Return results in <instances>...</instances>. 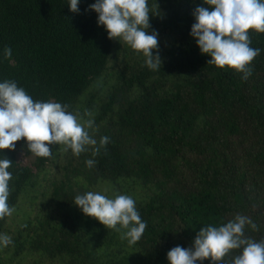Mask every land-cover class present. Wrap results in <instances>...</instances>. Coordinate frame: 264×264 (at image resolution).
Returning <instances> with one entry per match:
<instances>
[{
	"label": "trees",
	"instance_id": "16d2710c",
	"mask_svg": "<svg viewBox=\"0 0 264 264\" xmlns=\"http://www.w3.org/2000/svg\"><path fill=\"white\" fill-rule=\"evenodd\" d=\"M93 3L79 0L73 13L69 0H0V82L15 81L34 101L69 105L82 123L94 121L88 131L97 142L110 138L95 156L92 146L79 156L65 151L47 183L57 145L50 157L31 153L23 138L0 151L13 161L7 203L15 209L0 219V234L13 241L0 244V264H169L171 248L190 247L202 227L237 214L258 225H246L247 236L264 239V33L249 30L250 47L261 52L244 79L207 64L190 35L203 0H147L161 67L141 57L114 69L113 39L86 11ZM18 152L32 157L33 170L16 162ZM43 181L47 201L37 205ZM99 187L134 199L147 223L135 244L73 204Z\"/></svg>",
	"mask_w": 264,
	"mask_h": 264
},
{
	"label": "clouds",
	"instance_id": "9594fccd",
	"mask_svg": "<svg viewBox=\"0 0 264 264\" xmlns=\"http://www.w3.org/2000/svg\"><path fill=\"white\" fill-rule=\"evenodd\" d=\"M78 4L79 0H69V10L79 13ZM203 4L207 6H197L192 12L195 22L190 32L201 54L211 57L207 64L219 68L227 66L243 73V78L247 79L252 73L251 62L261 52L259 48L250 47L249 30L264 33V0H203ZM87 10L97 13V24L104 26L109 39L119 38L137 53H142L149 69L161 67L158 33L148 32L147 0H95ZM10 56L11 48L6 47L4 57ZM93 123L91 119L81 123L79 114L69 111L67 104L34 101L13 80L0 82V151L14 150L15 142L23 138L27 149L38 157H50V145L61 144L65 151L70 149L76 156L92 146L95 156L110 138L104 136L97 142L88 131ZM12 163L7 156L0 158V219L11 216L15 210L7 203L12 179L8 169ZM85 163L92 167L95 161L88 159ZM73 204L106 228L118 232L125 229L121 239H127L129 245L135 244L147 227L134 199L127 195L107 198L89 191L77 194ZM246 225L258 230L250 217L241 214L220 226L202 227L190 247L171 248L167 260L169 264H203L205 260L221 264L233 250H239L228 264H264V239L257 241L247 236ZM12 242L9 235L0 234V244L6 247Z\"/></svg>",
	"mask_w": 264,
	"mask_h": 264
},
{
	"label": "rangeland",
	"instance_id": "374dc122",
	"mask_svg": "<svg viewBox=\"0 0 264 264\" xmlns=\"http://www.w3.org/2000/svg\"><path fill=\"white\" fill-rule=\"evenodd\" d=\"M155 54H156V51L154 50V55ZM141 57H144L142 53H137L128 44H126L125 42H123L119 38L113 39V41H112V53H111L110 58H109V66H111L112 68H114V69L117 68V66L120 65L123 61H128V60L129 61H136V60L140 59ZM75 114H79V113L76 112ZM81 121H82V118H81ZM64 153H65V146L62 144L57 145L56 154H58V155L54 157V163H52V165L47 167L46 174H43V176L46 179L45 183H47L53 177V175L56 174V165L58 166V163L60 162V159L62 158ZM16 162L19 163L20 165L27 166L33 170V168L31 167L32 157H24L22 155V153L18 152L16 154ZM45 183H44V181L41 182V184L43 186L40 188L39 187L37 188L38 193L36 195V201H35L37 205L39 203H43L44 201H47L44 199V197L40 193L42 190H44ZM89 191L98 192V193L106 196L107 198H114L110 189H108V188H100V187L99 188H92V189H88L85 192H89ZM117 195H121V193L117 194ZM28 205H29V202L26 201L24 203V208L26 209L28 207Z\"/></svg>",
	"mask_w": 264,
	"mask_h": 264
}]
</instances>
